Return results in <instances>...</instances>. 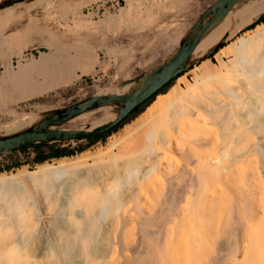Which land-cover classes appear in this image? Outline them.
<instances>
[{"label": "bare ground", "instance_id": "obj_1", "mask_svg": "<svg viewBox=\"0 0 264 264\" xmlns=\"http://www.w3.org/2000/svg\"><path fill=\"white\" fill-rule=\"evenodd\" d=\"M227 12L192 55L208 52L232 21L239 28L264 13V0H242ZM239 43L244 61L221 62L213 72L202 63L194 83L184 79L129 134L132 160L102 163L69 183L63 160L0 175V264H239V254L264 264V28ZM56 52L19 65L12 95L42 93L77 77L78 67L85 71L81 50ZM144 86L141 77L122 90ZM28 114L20 128L37 119ZM118 114L104 108L90 126Z\"/></svg>", "mask_w": 264, "mask_h": 264}, {"label": "rangeland", "instance_id": "obj_2", "mask_svg": "<svg viewBox=\"0 0 264 264\" xmlns=\"http://www.w3.org/2000/svg\"><path fill=\"white\" fill-rule=\"evenodd\" d=\"M146 1L23 0L1 9L0 137L33 128L40 121L56 115L58 111L93 97L116 95L128 97L133 93L122 89L127 84L138 81L141 77H145L146 85H148L156 78L155 71L169 62L181 45L189 42L199 26L211 17L210 7L217 0H197L194 7L195 17L188 18L181 17L180 14L184 12L175 10L169 16L163 17L161 9L148 8L145 4ZM153 1L155 6H158L159 4L156 2L162 0ZM241 3L242 0L234 5L238 6ZM191 11L188 12L191 13ZM230 13H224L220 19L227 18ZM258 16L239 28H237L238 20L229 23L222 37L208 52L201 57L192 55L179 77L163 88L151 101L143 104L139 111L131 114L102 138L57 140L61 147L65 146L72 154L54 157L35 165L28 162L34 155L32 150L26 153H16L25 163L20 167L3 170L0 175L11 174L19 170L28 172L27 170L36 169L41 164L63 160L70 163L69 170L65 175V180L69 183L77 174L89 172L90 169L98 167L102 163L122 165L132 160L136 157L137 152L129 150L126 146L129 142V134L144 121L150 122L156 111L161 108L165 98L171 96L175 88L185 86L184 79L194 83L193 77L200 75L198 67L202 63L207 62L209 66L211 65L210 69L212 70L217 68L221 62L228 60L236 62L238 57L244 61L239 40L256 29L264 28V22L254 27L250 26ZM222 48L227 52L221 53ZM60 50L66 55L75 54L80 50L84 51L88 62H84V64L86 63L83 65L85 71L78 67L76 69V72L79 73L77 77L42 93L24 98H18L16 93L12 95L11 77L17 73L19 65L29 64L34 59L39 61L38 59L41 60L42 56L49 54L51 56L54 52L62 54ZM66 55L65 57H67ZM30 70V74H33V77L41 82L42 76L35 69ZM112 86L114 89H121V91L101 94L104 89L112 88ZM11 95L14 97L13 99ZM124 102L125 99H120L88 109L86 111H95L87 115L73 117L61 127L85 129L102 127L113 119L97 123L92 127L90 123L101 116L104 108L119 113ZM27 113H29L28 116H36L37 119L20 128L17 124L18 120L25 114L27 116ZM11 127L13 128L11 129ZM15 157L16 155L11 158L0 152V166L6 167L14 161ZM27 182L29 185L34 183L30 178ZM54 194L59 196L57 193ZM237 259L239 264L253 263L251 257L245 260L240 254ZM229 261L228 264H232L230 259Z\"/></svg>", "mask_w": 264, "mask_h": 264}, {"label": "water", "instance_id": "obj_3", "mask_svg": "<svg viewBox=\"0 0 264 264\" xmlns=\"http://www.w3.org/2000/svg\"><path fill=\"white\" fill-rule=\"evenodd\" d=\"M239 0H217L210 7L211 17L195 32L189 42L181 45L177 53L169 62L155 71L156 78L144 86L138 92L124 97L116 96H99L87 99L70 105L57 112L53 117L40 121L35 127L26 129L8 136L0 137V152L7 153L25 146H31L35 143H46L57 140H73L81 137L93 135H105L115 129L131 114L136 113L138 108L148 102L150 98L158 94L169 82L179 77L180 72L185 68L187 62L195 51L204 32L213 24V22L222 14L226 13ZM125 99L124 104L119 110L115 119L102 127L95 129L69 128L61 127L65 122L80 113L103 105L109 102H115Z\"/></svg>", "mask_w": 264, "mask_h": 264}, {"label": "trees", "instance_id": "obj_4", "mask_svg": "<svg viewBox=\"0 0 264 264\" xmlns=\"http://www.w3.org/2000/svg\"><path fill=\"white\" fill-rule=\"evenodd\" d=\"M20 1H23V0H2V1H0V10L4 9L6 7H9V6H11L17 2H20ZM261 22H264V13L260 14L258 16V18L250 26L254 27ZM171 82H169L166 86L170 85ZM156 95L157 94L153 95L149 101H151ZM140 107L138 108V111L140 110ZM103 136L104 135H93V136H88V137H81V138H78L76 140H82V139L94 140L97 138H102ZM59 143H60L59 141L46 142V143H35L31 146H25V147L19 148L17 150L11 151V152H7L5 154L10 156L11 158H13L14 155H16V157H15L14 161L11 164L6 165V167L0 166V172L3 170H10L14 167H20L25 163L21 160V157L18 156L16 153H26L27 151L32 150L34 155L31 159H29L28 162H30L33 165H35L37 163H43L46 160H50L51 158H54V157H61V156H66V155L72 154V152L68 151L65 146L61 147Z\"/></svg>", "mask_w": 264, "mask_h": 264}, {"label": "crops", "instance_id": "obj_5", "mask_svg": "<svg viewBox=\"0 0 264 264\" xmlns=\"http://www.w3.org/2000/svg\"><path fill=\"white\" fill-rule=\"evenodd\" d=\"M159 2H156V4H159L158 6H155L153 0H147L145 4L151 9H161L163 17L169 16L174 10L177 12H184L183 14H180L181 17H195L194 7L197 0H162ZM189 10H192L191 13L188 12ZM82 52L83 54L85 53L84 51ZM75 73L79 74L78 72Z\"/></svg>", "mask_w": 264, "mask_h": 264}]
</instances>
